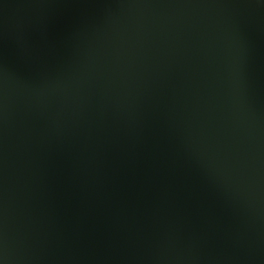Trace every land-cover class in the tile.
<instances>
[{"label":"water","instance_id":"95a60500","mask_svg":"<svg viewBox=\"0 0 264 264\" xmlns=\"http://www.w3.org/2000/svg\"><path fill=\"white\" fill-rule=\"evenodd\" d=\"M0 264H264V0H0Z\"/></svg>","mask_w":264,"mask_h":264}]
</instances>
